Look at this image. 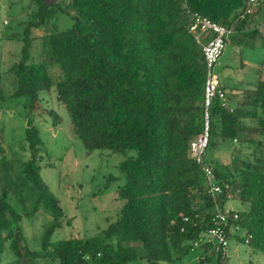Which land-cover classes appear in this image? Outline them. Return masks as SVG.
Segmentation results:
<instances>
[{
	"label": "trees",
	"instance_id": "trees-1",
	"mask_svg": "<svg viewBox=\"0 0 264 264\" xmlns=\"http://www.w3.org/2000/svg\"><path fill=\"white\" fill-rule=\"evenodd\" d=\"M24 10L23 44L0 70V110L18 97L28 109L24 159L6 156L0 141V264H185L195 252V264H221L226 253L217 257L201 239L228 201L243 207L227 237L264 256V3L249 11L247 0H30ZM62 13L69 27L58 26ZM192 13L231 30L227 50L237 48L236 69L248 73L242 85L221 78L226 106L211 107L204 161L223 187L216 198L188 155L204 122L205 63L188 30ZM51 89L89 152L135 151L118 165L125 181L114 217L91 235L53 238L71 220L40 174L48 159L34 117ZM40 210L50 221L30 239L23 220Z\"/></svg>",
	"mask_w": 264,
	"mask_h": 264
},
{
	"label": "rangeland",
	"instance_id": "rangeland-1",
	"mask_svg": "<svg viewBox=\"0 0 264 264\" xmlns=\"http://www.w3.org/2000/svg\"><path fill=\"white\" fill-rule=\"evenodd\" d=\"M29 2L30 0H0L1 71L16 59L21 49L27 18L24 8ZM57 23L60 28L69 27L72 18L62 13ZM29 35L36 36L37 32L32 30ZM32 43L34 50L30 60L35 61L39 59V38H33ZM225 59L224 54L221 61L224 63ZM217 70L221 74L222 82L226 84L230 77L227 69L218 66ZM3 75L4 78L7 76L6 73ZM40 96L39 104L42 109L35 111L37 115L34 117V123L39 127L48 159L47 164L41 168L40 174L49 191L59 198L66 218L71 220L70 224L63 222L53 234V238H66L77 231L83 235L94 234L104 228L115 215V210L119 206L116 190L125 181V176L118 165L127 155H134L135 151L130 150L125 154L108 150L89 152L81 140L72 135L68 114L59 105L54 90H44ZM25 103V97L9 98L3 102L0 110L1 145L6 156L17 160L24 159L26 155L22 149L28 112ZM51 114H57L59 120L53 122ZM206 160L211 163L209 158ZM108 175H112L115 179L110 182L109 188L100 194L99 190ZM226 205L237 209L243 207L239 201H228ZM49 221L50 216L40 210L33 219L23 220L24 231L30 239L38 238ZM36 242L37 240L31 241V244L35 245ZM197 255L196 252L193 253L184 263L195 264L199 258ZM207 255L210 257L209 253ZM215 255L220 257L218 254ZM221 256H223L220 260L221 264H264L263 255L251 253L245 243L237 242L232 238L229 239L226 255Z\"/></svg>",
	"mask_w": 264,
	"mask_h": 264
},
{
	"label": "built area",
	"instance_id": "built-area-1",
	"mask_svg": "<svg viewBox=\"0 0 264 264\" xmlns=\"http://www.w3.org/2000/svg\"><path fill=\"white\" fill-rule=\"evenodd\" d=\"M247 3L249 11H252L260 3H264V0H247ZM191 16L192 21L188 30L201 46L205 63V79L203 86V127L190 141L188 155L201 165L204 174L207 176L208 192L213 198H216L222 194L223 187L211 177L212 167L205 163L204 159L210 139L211 107L215 101H218L222 106H226V93L221 85V76L217 68L223 65L221 57L225 53L227 38L231 30L199 13H192ZM229 110L231 111L232 108L230 107ZM238 217L239 212L236 208L227 205L218 206L213 216L214 226L204 233L201 241L212 246L216 254H225L229 242L227 232L230 233L232 223ZM226 226H228V231H226ZM197 245L198 241H195L194 246Z\"/></svg>",
	"mask_w": 264,
	"mask_h": 264
},
{
	"label": "crops",
	"instance_id": "crops-1",
	"mask_svg": "<svg viewBox=\"0 0 264 264\" xmlns=\"http://www.w3.org/2000/svg\"><path fill=\"white\" fill-rule=\"evenodd\" d=\"M224 54L226 55V59L224 62H226V63L230 62V64H231L230 67L226 68L228 71V74L230 75V77L227 79L228 81L226 84H228V82H229L230 84H228V85H230V86H232L233 84H236V85L241 84L242 85L244 83L246 74H248V73H244V69H242V68L236 69L237 59H238L237 48H234V47L232 49L230 48L228 51L226 50ZM231 207H234V206H231Z\"/></svg>",
	"mask_w": 264,
	"mask_h": 264
}]
</instances>
